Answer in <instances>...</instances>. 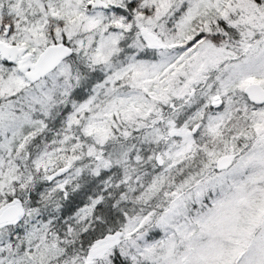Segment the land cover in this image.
<instances>
[{
  "label": "snow or ice",
  "instance_id": "snow-or-ice-1",
  "mask_svg": "<svg viewBox=\"0 0 264 264\" xmlns=\"http://www.w3.org/2000/svg\"><path fill=\"white\" fill-rule=\"evenodd\" d=\"M0 264H264V0H0Z\"/></svg>",
  "mask_w": 264,
  "mask_h": 264
}]
</instances>
